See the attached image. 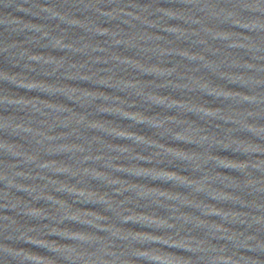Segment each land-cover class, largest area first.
Segmentation results:
<instances>
[{
    "label": "water",
    "instance_id": "1",
    "mask_svg": "<svg viewBox=\"0 0 264 264\" xmlns=\"http://www.w3.org/2000/svg\"><path fill=\"white\" fill-rule=\"evenodd\" d=\"M0 264H264V0H0Z\"/></svg>",
    "mask_w": 264,
    "mask_h": 264
}]
</instances>
